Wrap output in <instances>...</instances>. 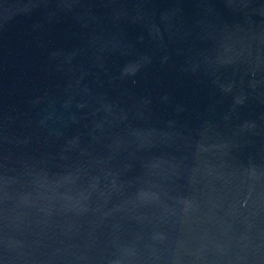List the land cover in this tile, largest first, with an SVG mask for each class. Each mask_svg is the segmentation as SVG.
I'll list each match as a JSON object with an SVG mask.
<instances>
[{
	"label": "water",
	"instance_id": "95a60500",
	"mask_svg": "<svg viewBox=\"0 0 264 264\" xmlns=\"http://www.w3.org/2000/svg\"><path fill=\"white\" fill-rule=\"evenodd\" d=\"M0 264H264V0H0Z\"/></svg>",
	"mask_w": 264,
	"mask_h": 264
}]
</instances>
